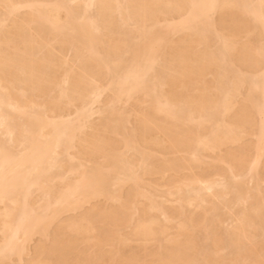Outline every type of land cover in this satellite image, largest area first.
I'll list each match as a JSON object with an SVG mask.
<instances>
[{"label": "bare ground", "instance_id": "1", "mask_svg": "<svg viewBox=\"0 0 264 264\" xmlns=\"http://www.w3.org/2000/svg\"><path fill=\"white\" fill-rule=\"evenodd\" d=\"M15 260L264 264V0H0Z\"/></svg>", "mask_w": 264, "mask_h": 264}, {"label": "rangeland", "instance_id": "2", "mask_svg": "<svg viewBox=\"0 0 264 264\" xmlns=\"http://www.w3.org/2000/svg\"><path fill=\"white\" fill-rule=\"evenodd\" d=\"M90 9H91V8H90ZM90 9L87 8V13H88L89 15H91V10H92V12L94 11V9H91V10H90ZM88 10H90V11H88ZM83 11H84V9L81 10V14H82ZM89 12H90V13H89ZM94 14H95V11H94V13H92L91 16H93ZM129 39H132V37H129ZM215 45H217V41H216V43L214 44V48H215L216 50H218V49L220 48V45H217V46H215ZM215 49H214V50H215ZM155 70H157V68H156ZM158 70H159V68H158ZM158 70H157V71H158ZM248 77H250L251 81H250V79L248 80V83H247V85H246V89H247V90H249V89H253V88H256V87L260 84V83H259L260 80H258V77H257V78H256L255 76H248ZM110 78L112 79V77H110ZM254 78H255V79H254ZM253 79H254V80H253ZM257 80H258V81H257ZM252 81H254V82H253L252 84H250ZM253 84H254V85H253ZM256 84H257V85H256ZM249 87H250V88H249ZM252 87H253V88H252ZM120 106L122 107V106H124V105L122 104V105H120ZM130 126H131V125H130ZM130 126L128 125V127H130ZM247 140L249 141L250 139H247ZM234 147H235V146H234ZM167 177H168V176H167ZM169 177L171 178L170 174H169ZM169 177L166 178V179H169ZM150 178H152L153 180L150 179ZM156 179L161 180L160 177H157V178L155 177V178H153V176H152V177H148V178H147L148 181H151V180H152V181H157ZM240 180L242 181V183L244 182V185L247 184V186H249V183H247L248 181L246 182L245 178H244V179L242 178V179H240ZM238 181H239V180H238ZM247 186L245 185V187H247ZM249 187H250V186H249ZM223 199H224V198H223ZM227 199L229 200V197H226V199H224L223 202H222V200H220L219 203H221V202L224 203L225 201H227ZM100 201H101V202H100ZM100 201H98V202L95 203V205H96L99 209H100L101 203H104V204H102V207H103V205H104L103 208H106V205H107V207H108V204H109V203H108V204L105 203V202H108V201H106V200L104 201L103 199L100 200ZM98 204H99V205H98ZM168 204H169V203H168ZM169 205H172V204H169ZM102 207H101V209H102ZM188 210L190 211L191 209L189 208ZM188 210H187V211H188ZM219 212H220V213L217 212L215 216L220 215V214H221V215L224 214V212H222V211H219ZM224 225H225V224H224ZM229 225H230V223H228V225L226 224V227H227V228L230 227ZM224 228H225V227H224ZM225 229H226V228H225ZM34 242H35V243H34ZM34 242H33V244L31 245V247H34V244L37 243V240H35ZM32 249H33V248H32ZM226 254H227V253H226ZM13 263L15 264V263H16V260H15V262H13Z\"/></svg>", "mask_w": 264, "mask_h": 264}]
</instances>
